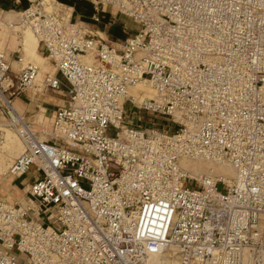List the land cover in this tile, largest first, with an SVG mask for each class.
<instances>
[{"label": "built area", "instance_id": "1", "mask_svg": "<svg viewBox=\"0 0 264 264\" xmlns=\"http://www.w3.org/2000/svg\"><path fill=\"white\" fill-rule=\"evenodd\" d=\"M93 4L92 19L110 6L138 27L108 41L57 0L3 22L30 29L53 71L37 81L21 44L0 48V144L8 130L23 142L5 174L34 168L24 202L0 195V264H148L168 251L181 264H264V0ZM137 82L153 96L130 95ZM63 85L50 127L14 105L26 88ZM127 103L176 125L141 126Z\"/></svg>", "mask_w": 264, "mask_h": 264}, {"label": "crops", "instance_id": "2", "mask_svg": "<svg viewBox=\"0 0 264 264\" xmlns=\"http://www.w3.org/2000/svg\"><path fill=\"white\" fill-rule=\"evenodd\" d=\"M25 0H0V10L5 11H15L14 9H22L28 4L24 2ZM64 5L68 6L71 11V18L73 20L85 22L90 25L94 30L97 32H101L103 37L108 41L113 42H120L122 41L127 35L133 33V31L125 33L122 32V23L128 22L125 15L118 12L115 8L106 6L104 11L100 12L99 20L92 19V14L95 11L93 1L94 0H57ZM98 32V33H99ZM100 34V33H99ZM10 40L6 42L5 48L9 46ZM9 49V48H8ZM7 49V50H8ZM37 52L40 55L45 54V50L43 46L38 43ZM8 53V52H7ZM9 54V53H8ZM46 59L42 62V70L41 73L42 77L46 71H50L52 69V65L48 62L46 64L47 69L43 71V67H45ZM43 71V72H42ZM67 100V93H66V86L63 85L61 88H48L43 91H35L34 88H26L25 90L21 91L17 95L13 97V102L16 108L24 112L26 114L36 113L40 114L42 111L43 113V123L51 125L52 116L54 110L57 106L66 103ZM47 126V125H44Z\"/></svg>", "mask_w": 264, "mask_h": 264}, {"label": "rangeland", "instance_id": "3", "mask_svg": "<svg viewBox=\"0 0 264 264\" xmlns=\"http://www.w3.org/2000/svg\"><path fill=\"white\" fill-rule=\"evenodd\" d=\"M24 2L27 3V0H25ZM15 14H16L15 11L12 12V11L0 10L1 34H3L2 36L7 37V42L8 40H10L9 46L5 48L6 52L9 53V56H12L11 50L15 48L17 44H21L25 59L38 61L42 64V62H44L46 58L45 56L40 55L37 52L38 40L35 37V35L30 30L24 28V30H22L18 36L14 32L10 31L4 25L3 22L5 21V19L14 18ZM3 15H6V17L3 18ZM125 17L128 20V22L126 21L123 22L121 28H122V32L128 33L136 28L137 23L132 18L126 15ZM86 25L90 27L89 24L86 23ZM0 48L2 49L1 46ZM38 59H40V61ZM45 69H47L46 64L45 67H43V71ZM42 74L39 75L37 81L41 80ZM126 108L128 113L127 119L129 118L132 121L140 124L141 126L152 127L155 125L154 123L156 122L168 123V125H171L172 127L176 125V122H173L171 120L167 121V119H162L163 115H161L160 113H155L143 108H138L136 106L133 107L132 109V107L128 103L126 104ZM133 110L136 111V114L133 113ZM39 112L41 113L37 114V117L40 120L41 117L43 118V113L42 111ZM43 125H47V127H50V125L48 124H43ZM161 125L162 124H159V126ZM114 131L115 129L113 127H110L108 130L110 134H113ZM20 150L21 149L17 150L16 145H14L10 149L4 148L0 150V195L3 198H5L7 201L9 200L11 202L14 201L24 202L27 199L26 183L27 181H29V179L33 177V172H34V168L32 166L31 169L24 175L13 177L12 175L5 174L12 159L20 152ZM10 176L11 179L9 178ZM167 256L173 259L176 258L175 254H173L172 252L167 253Z\"/></svg>", "mask_w": 264, "mask_h": 264}, {"label": "bare ground", "instance_id": "4", "mask_svg": "<svg viewBox=\"0 0 264 264\" xmlns=\"http://www.w3.org/2000/svg\"><path fill=\"white\" fill-rule=\"evenodd\" d=\"M25 29H28V28H25ZM28 30H30V29H28ZM99 33L103 34L101 32H99ZM0 35H1L0 36V46L2 47V49L5 50V44L7 42V37L2 36L3 34H1V29H0ZM45 58H46L45 64H47L49 61H48L47 57H45ZM38 60L40 61V59H38ZM36 62H38V61H36ZM38 63L40 64V71L38 74V77H39L41 70H42V65L40 62H38ZM50 71H53V66H52V69ZM129 94L135 96L138 100H143L146 97L153 96L154 91L148 83L137 82L136 84H133L129 87ZM14 145H16L17 150L23 149V142H22L21 138L15 132L8 130L6 132V136H5L4 141L0 144V150L4 149V148L10 149ZM21 150H20V152H21ZM182 164L187 168L193 169L194 171H206V172L222 174L226 179H229V175L233 174V168L228 163H216V162H213L210 160H204V159H186L185 158V159H182ZM9 178L11 179V176ZM9 202H11V201H9ZM169 252L171 253L172 251H168L167 253H169ZM167 253L165 255H161V256H157V255L151 256L148 259V264H181L177 255H175L176 258L173 259V258L168 257Z\"/></svg>", "mask_w": 264, "mask_h": 264}]
</instances>
